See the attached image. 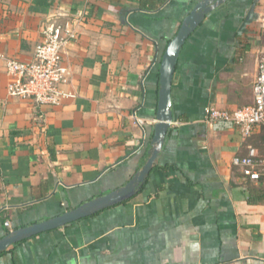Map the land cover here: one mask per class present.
Here are the masks:
<instances>
[{
	"label": "crops",
	"instance_id": "obj_1",
	"mask_svg": "<svg viewBox=\"0 0 264 264\" xmlns=\"http://www.w3.org/2000/svg\"><path fill=\"white\" fill-rule=\"evenodd\" d=\"M199 0H0V238L124 185L149 156L168 41ZM82 14L63 54L74 93L58 105L11 97L5 58L27 61L53 16ZM264 0H228L182 46L173 120L129 199L0 252V264H264V187L232 163L264 154L257 127L206 121L253 101ZM143 119L138 124L132 115ZM8 222L9 226L5 223Z\"/></svg>",
	"mask_w": 264,
	"mask_h": 264
},
{
	"label": "built area",
	"instance_id": "obj_2",
	"mask_svg": "<svg viewBox=\"0 0 264 264\" xmlns=\"http://www.w3.org/2000/svg\"><path fill=\"white\" fill-rule=\"evenodd\" d=\"M53 20L42 29L41 40L35 45L29 60L5 58V69L11 77L7 93L11 97L32 99L38 105L54 106L64 98L74 96V93L64 88L70 79L71 69L63 54L76 38L83 15L62 12L54 15ZM205 113L208 123L230 122L237 125L244 136H249L255 127L264 125V40L253 83L252 103L232 111L208 106ZM132 117L136 123H144L142 118L134 114ZM232 163L239 167L246 179L254 182L262 180L264 183V157L259 156L254 149H249L246 155L234 156ZM5 225L9 226V223Z\"/></svg>",
	"mask_w": 264,
	"mask_h": 264
},
{
	"label": "water",
	"instance_id": "obj_3",
	"mask_svg": "<svg viewBox=\"0 0 264 264\" xmlns=\"http://www.w3.org/2000/svg\"><path fill=\"white\" fill-rule=\"evenodd\" d=\"M228 0H199L182 19L176 33L168 41L159 65V89L156 122L153 126L149 156L130 179L122 186L86 200L62 213L26 226L15 228L0 238V252L8 246L44 231L62 227L68 223L93 215L105 208L123 202L137 193L146 180L162 147L165 135L173 120L171 109V85L178 55L186 39L201 24L207 14Z\"/></svg>",
	"mask_w": 264,
	"mask_h": 264
},
{
	"label": "trees",
	"instance_id": "obj_4",
	"mask_svg": "<svg viewBox=\"0 0 264 264\" xmlns=\"http://www.w3.org/2000/svg\"><path fill=\"white\" fill-rule=\"evenodd\" d=\"M168 0H140V4L142 6V8H144L145 10H153L161 5H163L164 3H166ZM257 133L255 134L256 135V140H257V143H258V146L259 144L262 145L264 147V125H259L257 127ZM256 130H253L252 133L250 134V136L252 134L255 133ZM259 156L261 157H264V154H261V153H258ZM260 187H264V183L263 181H258L257 183ZM259 188H255L254 190H251L250 192V195H249V201L251 202H257L259 200H261V196L264 197V194L260 195V197H258L259 193ZM8 233V231L6 232Z\"/></svg>",
	"mask_w": 264,
	"mask_h": 264
},
{
	"label": "rangeland",
	"instance_id": "obj_5",
	"mask_svg": "<svg viewBox=\"0 0 264 264\" xmlns=\"http://www.w3.org/2000/svg\"><path fill=\"white\" fill-rule=\"evenodd\" d=\"M263 40H264V37H263Z\"/></svg>",
	"mask_w": 264,
	"mask_h": 264
}]
</instances>
